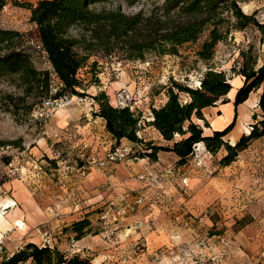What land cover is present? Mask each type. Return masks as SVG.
I'll use <instances>...</instances> for the list:
<instances>
[{
  "label": "trees",
  "instance_id": "obj_1",
  "mask_svg": "<svg viewBox=\"0 0 264 264\" xmlns=\"http://www.w3.org/2000/svg\"><path fill=\"white\" fill-rule=\"evenodd\" d=\"M106 1L40 0L32 5L0 0V10L13 2L15 6L30 12L29 20L36 26L38 49L44 53L61 84L57 92L50 95V73L38 71L33 66L29 47H26L30 41L18 31L0 27V79H15L22 92L21 96L2 95L0 110L13 115L24 108L25 111L30 110L25 99L34 94L41 101L50 97L69 99L81 96L77 89H81L82 84L77 74L87 68L92 56L99 53L108 56L117 52L127 60L137 61L143 60L146 55L178 56L181 46L199 43L195 51L196 61L208 64L213 60L217 46L233 32L253 26L264 33V26L253 14L243 13L239 5L251 0H162L148 14L138 12L134 15L94 8ZM140 1L124 0L128 6ZM72 28L79 29V37L69 35ZM240 54L242 63L232 72L234 76H240L243 83L236 90L233 105L236 108L252 92L260 90L257 102L260 113L259 116L253 115L249 132L240 136L233 145L224 138L233 129L236 115L224 129L213 131L210 135L203 133V128L208 127L204 110L216 106L219 100L221 104L227 103L226 95L232 88L225 72L212 67L206 70L195 89L170 80L167 85H159L154 93V98L164 95L165 102L158 107L150 105L151 120L147 124L159 134L165 145L137 137L141 122L136 113L128 107L111 105L104 91L92 97L97 106L94 116L104 122L105 131L116 145L124 140L133 144L127 155L131 158H137L132 151L138 146L140 158L155 161L161 152L172 153L177 158L176 165L184 166L192 159L194 147L201 144L206 152L213 155L224 150L218 166L227 167L253 141L264 137V62L257 65L248 53ZM89 66L95 79L98 78L95 72L97 62L92 61ZM94 82L96 85L99 83L97 79ZM182 94L187 98L181 100ZM177 136L179 140L175 139ZM3 183L0 181V186ZM100 209L85 213L61 232L69 233L72 237H68V240L74 241L90 234ZM54 238L52 234L50 246L46 247L27 243L1 264H22L26 261L32 264H90L88 258L69 250L62 252Z\"/></svg>",
  "mask_w": 264,
  "mask_h": 264
},
{
  "label": "rangeland",
  "instance_id": "obj_2",
  "mask_svg": "<svg viewBox=\"0 0 264 264\" xmlns=\"http://www.w3.org/2000/svg\"><path fill=\"white\" fill-rule=\"evenodd\" d=\"M13 1L35 5L40 0ZM161 1L141 0L134 6H128L124 0H107L104 4L96 5L94 8L119 10L126 15H134L138 12L148 14L154 7L159 6ZM239 5L243 13L246 15L253 14L255 19L264 26V0H251L247 3H239ZM29 17V11L15 6L13 2H9L0 10V27L18 31L24 35L30 41V44L26 47H29L33 66L38 71H48L50 64L45 55L38 49L36 26L30 22ZM69 35L79 37L80 31L78 28H72ZM198 47L199 43L194 45L185 44L178 49V56L164 55L158 57L146 55L143 60L137 61L127 60L117 52L113 56L118 58V62L108 61L107 56L103 53L92 56L88 63L97 62L95 72L98 75V78H96L99 81L98 85L94 84L96 79L93 73L90 72L88 64L86 69L80 70L77 74L82 84L81 89H77V91L82 95L74 96L70 103H67L63 109L53 113V116L45 123L38 121L35 114L41 103L37 94L25 99L26 105L31 107L30 110L25 111L24 108L15 115L0 110V181L6 183L10 180H16L22 183L28 192L32 194L35 201L39 202L41 199H47L45 195H42L43 193L47 195L48 191L51 192L56 188L62 191L63 172L68 177L74 176L75 179H78L77 177L80 176L77 169L85 164L87 160L95 157L101 158L104 153L123 147L122 142L116 145L111 135L101 129L99 134H103L99 138L100 141H98L100 144L102 143L104 148L99 150L98 145L94 148L95 145L89 141L88 134L85 133V125H97V129L101 125L98 120L96 121L97 117L94 116L97 106L92 100V97L100 91H104L108 96L109 103L116 106L115 98L121 89H124L130 99L129 106H132V111L136 113L141 122L137 137L155 144L165 145L159 134L147 124L151 119L149 115L150 105H158L157 98L153 96L159 85H167L172 80L195 89L209 67L214 68L216 71L225 72L226 77L230 78L232 83V80L236 77L232 71L239 68L242 63L240 53H248L256 60L257 65L264 62V33L253 26H248L241 32H233L225 42L217 46L213 60L208 64L196 61L195 51ZM50 79L52 81L50 85L53 87V90H50V95H53L56 93L54 89L60 82L57 78L50 77ZM16 83L15 79H0V97L4 94L21 96V89L17 87ZM180 98L183 100L187 97L182 94ZM220 101L212 108L217 107L221 111L209 109L212 111L213 116L218 118H222L224 113V107L222 106L226 104H221ZM252 105L239 113L235 111V123L237 121L236 125L234 124L235 129L231 130L232 132L224 138L230 145L235 144L240 136L249 132L253 123V115L259 116L258 107H251ZM61 111H64L65 114L62 117L59 116ZM64 117H67V120L63 122ZM200 124L202 125V122ZM97 129H93L92 132H97ZM175 139L179 140L180 137L177 136ZM132 153L140 158L138 146L133 148ZM203 154L207 163L206 168H195L191 160L180 168L186 170L189 174L187 185L191 177L198 176L195 174L196 171H200V176L197 178L204 186L208 184L212 177H218L217 170L222 168L218 166V160L225 154L224 150H220L215 155L206 151ZM130 159L131 156H126L122 160ZM234 162L230 165L235 166V169H231L232 173L228 169L227 172L231 174L225 176L229 177L231 182L233 181V202L235 201L236 204L240 203L241 205L238 207L230 206L229 209L225 208L224 210L218 209L216 202V204H208L196 217L206 216L210 219L211 224L204 223L199 229L195 230V242L204 237H224L229 242L228 257L236 255V257L243 258L247 264H264V196L259 193L255 194L254 189H248H252L254 184L261 182L260 184H263L261 189L264 190V137L253 141L247 149L239 153ZM111 166L105 170L109 175L113 172H110ZM66 185L68 186V183ZM187 185H180L181 190L177 185L175 186L178 192L183 193L184 199H188L187 194H184ZM10 192L0 190V197L8 196ZM79 194L80 190H75L78 204L83 202L84 197V195ZM99 207L101 206L98 205L91 210V206H81L76 213L79 217H82L85 213H91ZM192 217L193 219H191L195 221L196 218ZM94 232L99 234V226L95 223L92 225L90 234L96 235ZM260 239H262L263 244L259 246L257 251H254L253 245ZM212 242L214 251L218 250V241L213 239ZM203 259L196 258L192 261L189 260L188 263L213 264L209 260ZM28 262L30 261L25 263Z\"/></svg>",
  "mask_w": 264,
  "mask_h": 264
},
{
  "label": "crops",
  "instance_id": "obj_3",
  "mask_svg": "<svg viewBox=\"0 0 264 264\" xmlns=\"http://www.w3.org/2000/svg\"><path fill=\"white\" fill-rule=\"evenodd\" d=\"M242 83L243 79L240 76H236L232 80V88L226 95L228 102L222 106L224 107L222 118L214 117L211 111L212 109L221 111V109L217 107L206 109L203 115L208 127L203 128L204 135H210L213 131L224 129L232 121L235 111L239 113L246 110L253 103L251 107L257 106L260 90L252 92L243 104L234 107V96ZM157 102L158 105H153V107H158L165 102L164 95L159 96ZM63 115H65L64 111H61L59 116L62 117ZM65 120H67V117L63 118V122ZM97 120L101 123L98 129L97 125L90 124L85 125L84 129L85 133L88 134L89 141L95 145L94 148L98 145L100 150L104 147L99 142V138L103 134H99V131L101 129L105 130V126L100 118L97 117ZM235 125L232 131L235 129ZM93 129H97V132H92ZM236 138L237 136L235 140ZM121 144L128 149L133 147V144L126 140L122 141ZM106 154L104 153L101 158L95 157L98 162H103L104 165L92 166L82 179L80 177L75 179L74 176L68 177L63 172L62 191L56 188L51 192L48 191L47 195L43 193L42 195H45L47 199H41L39 202L35 201L32 194L28 192L22 183L16 180L4 183L0 190L11 191L8 196L0 197V209L6 206L9 207L4 213H0V238L3 239L5 254H12L15 247L22 248L27 243L40 246L42 233L45 231L55 236L54 242L57 248L62 252L68 251L70 249L68 237L72 236L61 231L73 221L79 219L76 212L79 211L81 206H91V210H93L98 205L102 207L111 200L119 202L124 193L131 192L144 197L142 206L134 214L123 217L110 228L94 222L99 226V234H88L76 240L73 248L79 250L78 255L82 258H88L90 264H183L184 261L196 259L193 254L189 253V248L191 249L195 244V230L199 229L204 223L211 224L208 217L198 218L196 216L208 204L217 203L218 209L224 210L225 208L229 209L230 206L238 207L241 205L240 203L236 204L235 201L233 202V181L231 182L230 178L225 176L233 172L231 171V169H235L233 165L216 169L218 177H212L206 186L197 178L200 176V171H196L195 174L198 176L194 175L189 179V184L184 193L187 194L188 199H184L183 193L178 192L175 188L177 185L180 190L182 189L176 180L167 179L164 182L163 189L159 191L138 181L136 178L145 168H150L156 172H163L167 169L175 172L182 168L183 166L176 165L177 158L172 153L161 152L157 154L155 161L146 157L115 162H107ZM234 164L236 163L234 162ZM109 166H111L110 172L113 171L110 175L105 172ZM206 167L205 158L202 166H195L199 169ZM228 169L231 173L227 172ZM66 183H68V186ZM260 183L258 182L253 185L252 189H248H254L255 194L259 193L264 196V190L261 189L263 184ZM189 187L192 189L190 190ZM248 189L246 188V190ZM75 190H80V194L84 195L81 205L78 204ZM238 201L240 202V200ZM192 216L196 218L195 221L192 220ZM93 218L95 220V215ZM18 222H22L23 230L16 229L15 225ZM151 223H154V225L152 226ZM104 229L113 232L112 244H108L103 239ZM261 240L254 243V251H257L259 246L264 243ZM136 245L141 249L137 250ZM159 256H162L161 260L158 259ZM27 264L32 263L28 262ZM221 264L247 263L243 258L230 255Z\"/></svg>",
  "mask_w": 264,
  "mask_h": 264
},
{
  "label": "built area",
  "instance_id": "obj_4",
  "mask_svg": "<svg viewBox=\"0 0 264 264\" xmlns=\"http://www.w3.org/2000/svg\"><path fill=\"white\" fill-rule=\"evenodd\" d=\"M44 54V53H43ZM108 61L115 62L119 61L117 57L113 55H108L107 57ZM50 73L51 78H56L55 73L53 72V69L51 66H48L47 69ZM50 82H52L50 80ZM51 84V83H50ZM199 86V83H198ZM61 87V84L58 83V86L56 89H54V92H57V90ZM52 85H50V90L52 89ZM51 92V91H50ZM74 99V96L68 98H46L41 101L39 106L37 107L35 114L37 116V120L41 123H45L51 116H53V113H56L58 110L63 109L67 103H70ZM116 106L118 107H128L131 111L132 106H129L130 99L128 97L127 92L124 89H121V91L117 94V97L115 98ZM84 148H86L84 146ZM130 149L126 147L121 148H115L114 150L108 152L106 154V161L107 162H115L118 160H122L125 158ZM204 148L201 144H198L194 147V152L192 155L191 162L194 166H202L203 159H204ZM136 159V158H133ZM94 165L103 166V162H98L95 158H90L77 169V172L81 178H84L87 175V172L90 167ZM17 170V169H16ZM13 174V173H12ZM137 180L145 183L147 186L151 188H155L156 190H162L164 187V182L167 179H173L176 180L177 183L181 186L187 185L189 174L184 169H179L173 172V170L167 169L163 172H156L150 168H145L144 171L139 174L137 177ZM144 202V197L139 194H133L131 192H126L122 195L119 202H116L114 200L108 201L106 204H104L100 212L97 214V222L102 224L105 227L110 228L111 226L118 223L120 219L127 215L134 214L138 208L142 206ZM9 207L6 206L4 208L0 209V213H4ZM153 226L154 223H151ZM140 226V225H139ZM16 229L23 230V224L22 222H18L15 225ZM103 239L108 243H113V232L109 229H104L103 231ZM215 239L218 241V250L214 251L212 245V240ZM51 243V235L49 232L45 231L42 233V243L40 247H46L50 246ZM75 241L73 239H70L68 241V245L70 247L69 251L72 253L79 254V250L76 248H73ZM228 247L229 242L224 237H211V238H202L195 242V244L189 248V253L193 254L196 258L203 259V260H209L213 264H221L222 261L228 257ZM22 248L15 247L14 252L12 254H5L4 251V243L3 239L0 238V264L7 260L9 257H11L13 254L18 253ZM136 249L140 250L141 248L136 245ZM159 260L162 259V256L158 257ZM183 264H189L188 261H184Z\"/></svg>",
  "mask_w": 264,
  "mask_h": 264
}]
</instances>
